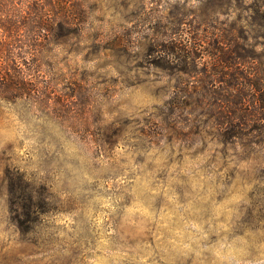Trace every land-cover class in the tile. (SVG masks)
Wrapping results in <instances>:
<instances>
[{"label": "rangeland", "instance_id": "rangeland-1", "mask_svg": "<svg viewBox=\"0 0 264 264\" xmlns=\"http://www.w3.org/2000/svg\"><path fill=\"white\" fill-rule=\"evenodd\" d=\"M68 1L0 96V264H264V0Z\"/></svg>", "mask_w": 264, "mask_h": 264}, {"label": "trees", "instance_id": "trees-1", "mask_svg": "<svg viewBox=\"0 0 264 264\" xmlns=\"http://www.w3.org/2000/svg\"><path fill=\"white\" fill-rule=\"evenodd\" d=\"M70 2L0 0V57H11L14 40L21 36V31L28 34L30 43V59L23 63L28 65V72L11 74L9 61L0 58V96L5 100L10 101L14 93L37 98L52 89L51 79L41 71V63L35 57L46 51L45 40L60 44L63 36L74 38L75 33L80 34L87 17L82 9L76 11L75 5H67Z\"/></svg>", "mask_w": 264, "mask_h": 264}]
</instances>
